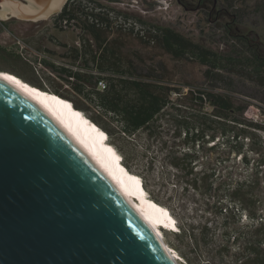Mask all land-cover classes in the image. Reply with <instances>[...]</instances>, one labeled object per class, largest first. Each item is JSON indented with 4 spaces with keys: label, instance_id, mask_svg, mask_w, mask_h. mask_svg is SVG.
I'll list each match as a JSON object with an SVG mask.
<instances>
[{
    "label": "trees",
    "instance_id": "trees-1",
    "mask_svg": "<svg viewBox=\"0 0 264 264\" xmlns=\"http://www.w3.org/2000/svg\"><path fill=\"white\" fill-rule=\"evenodd\" d=\"M60 15L74 18V9L66 4ZM81 22L84 29L102 33L106 38V33L95 25ZM8 24L5 22L1 25L8 28ZM157 45L176 59L187 58L190 53L201 63L211 66L212 70H218L220 66V57L209 54L212 56L209 58L203 48H192L190 42L170 30H164L163 39H159ZM86 46L82 41L79 49L83 54L87 53ZM120 53L112 50L106 54L110 61V72L98 69L96 63L91 61L88 73L71 70L73 74L59 77L54 73L46 74L42 69L36 70L20 55H13L16 57L14 59L29 64L33 68L32 74L25 75L21 69L8 71L38 91H48L65 99L71 108L83 110L91 121L102 128L111 144L120 151L124 167L142 177L147 197L170 210L177 230L165 233L176 239L177 243H172L171 248L182 258V264H264V157L254 161L251 168L252 159L245 150V140L250 145L258 142L259 146L252 147V152L260 154L264 150L263 141L257 139V131L263 132L264 127L245 117L250 104L236 106L228 94L190 90L189 96L201 110L192 109L193 112L185 115L184 110L187 109H183L180 102L181 89L162 80L158 69L143 75L133 66L131 57ZM127 63L130 66L125 68ZM95 70L98 74H94ZM206 74L207 77L216 78L210 69ZM250 76L252 79L253 76ZM101 79L107 81V88L103 91L97 89V82ZM255 81L264 87V74L256 76ZM88 87L91 88L89 101L84 97V89ZM187 88L190 89V85ZM175 93L178 95L176 100L172 98ZM206 101L214 107L213 113L202 110ZM163 118L169 122V128H173L170 136L173 145H168L161 135L155 134L159 128L158 122ZM141 131L146 132L149 139L159 137L162 152L174 146L167 151V165L175 170V176L182 178L184 193L191 189L199 197L194 199V213L189 210L188 214L189 206L184 203H163L150 188L147 176L130 167L126 145ZM167 132L170 133V129ZM114 138L117 140L113 141ZM109 147L115 155L110 144ZM217 149L226 153V158L221 159L223 162L216 163L221 167L226 165V172L217 176L219 169L212 163L198 171L200 152L204 158L205 153ZM234 154L241 157L240 162L245 170L239 172L247 173L245 179H232L238 163L227 165L226 162L232 161ZM203 162L208 164L207 160Z\"/></svg>",
    "mask_w": 264,
    "mask_h": 264
},
{
    "label": "water",
    "instance_id": "water-1",
    "mask_svg": "<svg viewBox=\"0 0 264 264\" xmlns=\"http://www.w3.org/2000/svg\"><path fill=\"white\" fill-rule=\"evenodd\" d=\"M67 0H0L42 22ZM0 264H175L100 166L0 77Z\"/></svg>",
    "mask_w": 264,
    "mask_h": 264
},
{
    "label": "rangeland",
    "instance_id": "rangeland-1",
    "mask_svg": "<svg viewBox=\"0 0 264 264\" xmlns=\"http://www.w3.org/2000/svg\"><path fill=\"white\" fill-rule=\"evenodd\" d=\"M158 15L160 18H162V22L164 21L163 17H165L166 19H168L167 23L169 25L171 21H174L181 30L185 32L188 31L189 38L194 39L199 47H210L209 45L211 43L212 50L217 51L218 54H220V66L218 70H212L211 66L201 63L196 58V56L191 55L190 53V56L187 58L176 59L172 55L165 52L160 45L151 46L136 38L124 37V42L126 44L125 52L131 57L137 70L139 72H142L144 75L148 72H151L152 69H158L160 72L158 75L161 76L162 80L169 82L175 88L181 89L182 100H180V102L182 103L183 109H187L184 110V112L186 111L185 115L193 112L192 109L201 110L194 105V102L189 96L190 90H207L213 93L230 95L234 99L236 106H242L246 105V103H249L250 105L247 109V112L245 113V117L248 120L254 123H258L259 125H262L264 127V87H261L255 81L256 76H259V74H264V67L256 60L254 55L255 49H259L261 53L264 54V17L254 19L253 23L244 20V24L240 26V30H237L236 27H232V35L229 34L227 36H222L220 31H217L216 29L213 30L212 26L210 40H208V36L204 35L203 33L200 35H194V27L199 28V23L196 21L192 25L193 21L190 14H181V12L177 13L174 8H171L166 12V14L160 15L158 13ZM135 16L140 18L138 10ZM156 19H158L156 13L148 15L145 18L147 22H152L156 25L158 24L160 26H163V24H165L164 22L162 23L161 21H158ZM17 22L18 24L15 23L16 25L10 24L8 26L15 36L25 41L30 47L37 49V51L46 47L47 37L45 34H41L39 32L40 30L37 28L34 29V27H32L33 24H30V22L19 20ZM242 32L248 33L249 37H252L253 39L255 38L256 34H259L261 38L260 41L262 43H259V41L250 40L245 42L241 40L238 35L242 34ZM13 42L14 38L11 34H0V47L2 48L0 49V69H21L23 74L31 75L33 72V68L29 64H26L21 60L14 59L16 58L14 56H17L18 54H16V52H14L13 50L6 51L4 49H9L11 47L13 48ZM31 54L32 53L29 50L28 54L26 55L28 56ZM40 69H42L43 72L46 73L43 67ZM209 69L213 73L212 76H216V78L207 77L206 71ZM13 75L15 76V74ZM250 75L253 76L252 79ZM15 78L19 80L16 76ZM19 78L22 79L21 77ZM189 85L190 89L187 88V86ZM172 98L176 100L178 98V95H176L175 93L172 95ZM63 101L68 107H70L65 99H63ZM202 110L206 113H213L214 107L208 101H206ZM75 111L82 120L89 124L90 127L96 128L101 132V136H104L103 139L112 146L118 164L122 167V169L128 171L121 163V155L119 153L120 151L111 144L112 142L110 141L109 136H106L103 133L102 128H100L95 122L91 121L83 110L77 109ZM168 125L169 122L166 121L165 118L159 120V128L155 132V134L161 135L163 141L166 140L168 145H173V140L170 137L173 133V128H169ZM169 129L170 133L167 132ZM257 132V139L263 141L264 143V131ZM116 140L117 139L114 138L113 141ZM160 140L161 139L159 137H153L149 139L146 132L141 131L140 133L136 134L132 141H130V143L126 145L130 167L135 172L145 174L147 176L150 188L157 196L160 197L163 203H165L166 201L176 204L184 203V205L189 206V209H187L188 214L189 210L191 211V213H194V199L199 197H197V195H195L194 193V190L191 189L186 194L184 193L181 188L182 178L175 176V174L173 173L175 170H172L171 167L169 168V166L167 165V151H169L170 148L174 146H169L167 148L168 150L166 149V151L162 152ZM245 141V150L249 153L250 159H252L251 168H253L254 161L264 157V150H261L260 154L252 152V147L259 146L258 142L255 141L254 145L251 144V146L248 140ZM176 149H178V147ZM201 155L202 153L200 152L201 162H199V164L197 165L198 171L202 170L204 167L217 165L216 163L218 161L223 162L221 161V159L226 158V153L219 149L205 153L204 158L201 157ZM240 158V155L234 154L232 155V161L226 162L228 163L227 165H234L235 163H238L237 170L231 175L232 179L234 180L245 179L247 177V173L242 174L241 172H239L241 169L245 170V167L240 162ZM203 160H207L208 164H204L205 162H203ZM210 163L212 164L210 165ZM224 166L226 165H223L222 167L221 165H217V169H219L217 176L226 172ZM171 170L172 172H170ZM132 174L144 189L142 184V177L136 173ZM263 174L264 166L262 175ZM145 194H147V192ZM154 202L157 203L156 201ZM157 204L163 207L167 211V214L172 217H170L172 221L171 225H176L175 219L171 215L170 210L162 204ZM196 215L197 213L195 214V216ZM243 220L247 221L245 218ZM163 241L169 247L172 255L177 257V261L179 262V264H182V258L171 248L172 243H177L173 235L163 232Z\"/></svg>",
    "mask_w": 264,
    "mask_h": 264
},
{
    "label": "bare ground",
    "instance_id": "bare-ground-1",
    "mask_svg": "<svg viewBox=\"0 0 264 264\" xmlns=\"http://www.w3.org/2000/svg\"><path fill=\"white\" fill-rule=\"evenodd\" d=\"M0 77L46 113L88 159L100 166L126 201L150 225L174 263L179 264L177 257L172 255L169 247L163 241V232L166 231L163 227L170 229L176 226L171 225V216L163 207L146 196V191L131 172L122 169L109 144L103 139L104 136L102 137L96 129L86 124L76 111L66 106L57 95L38 91L17 80L10 72L0 71Z\"/></svg>",
    "mask_w": 264,
    "mask_h": 264
},
{
    "label": "flooded vegetation",
    "instance_id": "flooded-vegetation-1",
    "mask_svg": "<svg viewBox=\"0 0 264 264\" xmlns=\"http://www.w3.org/2000/svg\"><path fill=\"white\" fill-rule=\"evenodd\" d=\"M96 1L106 5L111 9L117 10L118 12L126 16L134 17L145 24L157 26L160 35L159 39L161 40L163 39L164 30L173 31L174 33L182 36L184 39L190 42L192 48L198 46L196 41L194 39H190L188 31L185 32L181 30L174 21H171L169 25L167 23L168 19L163 17L164 20L163 22L165 24H163V26H160L152 22H147L145 18L148 15H152L153 13H156L158 18L156 20L162 22L161 20L162 18L159 17L158 13L160 15L166 14L167 11H169L171 8L172 9L174 8V10L177 13L181 12V14H190L192 16V21H193L192 25L196 21L199 23L198 24L199 28L194 27V35L195 34L200 35L203 33L204 35H207L208 36L207 39L210 40L212 26H213V30L216 29L217 31H220L222 36H227L229 34L232 35L231 33L232 27H236L237 30H240V26L244 24V20L253 23L254 19L264 17V0H96ZM67 2L66 4H68ZM63 8L59 14L51 17L49 20H52L54 23L58 22L60 26L59 28H61L63 31L72 30L73 32L76 33L77 36H80V32H79L80 28L77 27V24L74 21L75 17L60 18V14L62 13ZM135 9L138 10V14L140 15L139 16L140 18L135 16L137 13V10ZM49 20L42 22H30V24H33L32 27H34V29L35 28L39 29L40 30L39 32L41 34H45L47 37L48 34L46 33L47 31L46 23H48ZM17 21L18 20L12 19L7 22L11 24H15V23L18 24ZM238 37L245 42L252 40V41H259V43H262L260 41L261 38L259 34H256L255 38L253 39L252 37H249L248 33L242 32V34H239ZM209 46L210 47L203 48V50L208 53L207 56L210 58L212 56H210L209 54H211L214 57L215 56L220 57V54H218L217 51L212 50L211 43ZM254 55L256 60L259 63H261V65L264 67V54H262L259 49L258 50L255 49Z\"/></svg>",
    "mask_w": 264,
    "mask_h": 264
},
{
    "label": "crops",
    "instance_id": "crops-1",
    "mask_svg": "<svg viewBox=\"0 0 264 264\" xmlns=\"http://www.w3.org/2000/svg\"><path fill=\"white\" fill-rule=\"evenodd\" d=\"M65 17L68 16L60 15V18H65ZM10 20L4 21L0 19V25ZM74 21L76 22L77 27L80 28L79 30L80 36H77L76 33L73 32L72 30L63 31L61 28H59L60 26L58 22L54 23L52 20H49L48 23H46V29H47L46 33L48 34L46 39L47 45L46 47L41 49L46 54H48L49 57H51V60L45 62L44 63L45 65H43V69L45 70L46 74L54 73L59 77H63L65 74H73L71 72V69H69L71 65L72 66L77 65V67L79 68V72L81 73H88L89 65H91L90 64L91 61L96 63V67H98V69L108 71L110 66V61L108 58H106L107 57L106 54L108 52H112V50H118L122 54H125L128 57H130L125 52L126 44L124 42V39L117 38L114 39V41L113 40L110 41L107 39V37L105 38L102 33L96 31L93 32L84 29L83 23L77 20L76 16ZM10 24L11 23H9L8 26ZM1 27L2 30H0V34L1 33L13 34L9 27L5 28L3 25H1ZM82 41L85 42V44H87L86 49L88 47L87 49L88 54L87 53L83 54L81 49H79ZM4 49L6 51L10 50V48L9 49L4 48ZM84 62L86 64H84ZM129 66L130 64L127 63L124 67L127 68ZM0 71H8V69H0ZM73 72L77 73L78 71H73ZM90 89H91L90 87H88L86 90L84 89V93H85L84 97L88 101L90 100L89 96L91 95ZM98 90L101 91L100 89Z\"/></svg>",
    "mask_w": 264,
    "mask_h": 264
},
{
    "label": "built area",
    "instance_id": "built-area-1",
    "mask_svg": "<svg viewBox=\"0 0 264 264\" xmlns=\"http://www.w3.org/2000/svg\"><path fill=\"white\" fill-rule=\"evenodd\" d=\"M68 6L74 9V14L79 21L87 22L90 25H95L98 29L106 33L108 40L116 38L132 37L136 38L148 45H157L159 40V29L157 26L148 25L140 20L126 16L115 9H111L106 5L97 2L96 0H67ZM13 48L10 50L16 52L25 61L35 66L36 70L43 67V63L50 61L51 57L44 51L30 47L25 41L21 40L14 34ZM31 51V55L28 51ZM38 59V60H36ZM73 71H79L77 66L69 67ZM94 74H98L95 70ZM97 88L103 91L107 88V81L101 79L97 82Z\"/></svg>",
    "mask_w": 264,
    "mask_h": 264
},
{
    "label": "clouds",
    "instance_id": "clouds-1",
    "mask_svg": "<svg viewBox=\"0 0 264 264\" xmlns=\"http://www.w3.org/2000/svg\"><path fill=\"white\" fill-rule=\"evenodd\" d=\"M174 218V217H173Z\"/></svg>",
    "mask_w": 264,
    "mask_h": 264
}]
</instances>
